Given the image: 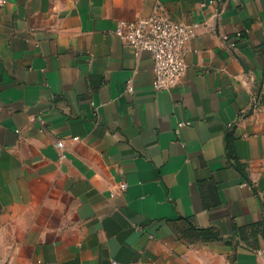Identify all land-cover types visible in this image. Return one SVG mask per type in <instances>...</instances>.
Here are the masks:
<instances>
[{"label":"crops","instance_id":"obj_1","mask_svg":"<svg viewBox=\"0 0 264 264\" xmlns=\"http://www.w3.org/2000/svg\"><path fill=\"white\" fill-rule=\"evenodd\" d=\"M3 1L0 264H263L264 0ZM160 12L164 92L113 34Z\"/></svg>","mask_w":264,"mask_h":264},{"label":"built area","instance_id":"obj_2","mask_svg":"<svg viewBox=\"0 0 264 264\" xmlns=\"http://www.w3.org/2000/svg\"><path fill=\"white\" fill-rule=\"evenodd\" d=\"M3 4L4 1L0 0V6ZM113 34L126 47L151 56L152 85L156 91H170L180 83L186 72L185 56L195 36V25L175 22L167 13L160 12L133 22L121 21ZM131 90L129 82L127 91ZM183 126L184 123H178L176 132ZM245 181L248 182L246 178ZM126 187V184H120V192H124Z\"/></svg>","mask_w":264,"mask_h":264}]
</instances>
